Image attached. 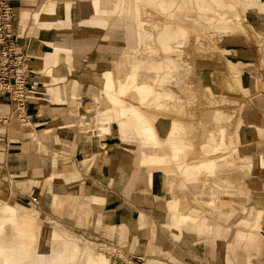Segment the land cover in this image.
Wrapping results in <instances>:
<instances>
[{"label": "crops", "instance_id": "obj_1", "mask_svg": "<svg viewBox=\"0 0 264 264\" xmlns=\"http://www.w3.org/2000/svg\"><path fill=\"white\" fill-rule=\"evenodd\" d=\"M12 1L15 7L12 40L25 55L30 78L37 84L41 94L29 100L26 105L28 119L21 122L13 112V102L0 92L1 187L14 203L31 211L43 213L47 218L46 225L52 227V236L57 233L56 212L61 211L63 216L69 218L66 220L65 217L63 221L68 222L67 226L70 228L76 227L75 231L88 235L94 242L113 245L123 251L132 262H140L149 241V236L143 235L144 229L146 228L150 235L153 232L149 226L150 219L159 221L162 215L178 212V198L167 196L168 192L164 187L161 190L157 188L160 177L155 172L148 170L146 166H137L133 147L125 144V149L119 151L116 156L112 154L107 160L100 157L99 152L92 148L87 140L91 135L80 126L83 120L80 109L83 106L79 104L81 101L94 98L104 90V96L100 101L103 110L100 111L102 116L100 125L106 122L104 124L107 125V131H111L113 121H117L121 140L131 142L135 135L142 134L148 144H154L155 130L159 134H164L168 128L164 118L174 117L175 111L179 114H184L185 111L181 98L176 96L173 87L176 85L179 89H187L185 81H175L170 86L175 97L169 93L171 88L166 81V74H177L180 65L179 58L171 49L174 52L180 51L176 46L180 47L186 38L183 25H191L189 21L183 20V16H186V11L188 16L190 9H194L198 16L207 20L205 24H216L215 31L220 36L229 35L241 25L235 17L227 15L230 9H233V2L181 0L176 5L173 3L172 8L168 9V5L172 3H167V0ZM240 2L243 8L259 10L257 11L259 16L254 24L260 37V44L251 46L250 49L236 46L234 53L229 54L231 58L227 59L226 67L221 71L226 77L222 75L219 77L222 83L228 79L234 85L236 94L230 97L241 106L231 118L237 121L239 165L248 167L250 173L248 182L235 176L236 188L233 192L238 191L240 194L248 192L245 190L247 182L249 190L259 198L256 201L253 196L250 205L255 211L253 222L250 223L253 227L247 229L252 239L238 244L233 243V249L230 240L224 237L211 242L199 241L194 236H190L189 239L181 237L176 242L162 239L163 247L157 246V249L164 251L165 256L171 255L177 261L180 260L182 264H264V0ZM209 4L219 12L214 11L212 14L206 10V7L212 8ZM218 13L220 20L217 18ZM113 14L117 15L112 19L114 25L123 21L129 34L124 52L117 38H108L107 17ZM145 15L152 16V19ZM208 17L212 19H207ZM169 29L179 33L176 34L179 35L177 40L163 41L161 31L165 33L164 30ZM203 35L213 41L217 36L214 31L207 29L196 34V40ZM209 47L210 45H207L203 51H215L213 47L208 49ZM206 55L205 57H208L209 53ZM170 57L171 61H175L173 62L176 67L173 65V70L167 73L164 65ZM123 60L126 62L125 65ZM187 66L183 69V74L193 71L192 67ZM151 69H155L163 76L161 80L147 87L152 89L151 93L155 96L153 105L148 109L138 108L141 122L133 125L134 104L140 98L133 93L134 83L138 80L135 73L149 72ZM123 71L127 74L121 79L120 73ZM193 72H196V69ZM214 72L220 71H212L210 75L212 80ZM196 74L197 84L194 88L198 93L195 99L202 95L204 85L197 72ZM205 89L211 98L208 86H205ZM140 99L137 104H144L147 100L142 97ZM128 103L131 105L128 106ZM142 110L144 112L151 110L155 116L145 117L140 113ZM146 119L156 120L157 128H150V125L143 121ZM231 126H234L233 123ZM202 127L204 132L201 137L206 138L207 133L212 130L209 124L199 122L198 128ZM197 131L195 140H198ZM168 133L165 134V139H180V136L171 137ZM228 133L227 129L220 128L218 134H213L211 139L205 140L204 144L201 143L199 152L214 155L216 141L214 138L224 140ZM190 144L195 150L193 153L184 154L180 150L183 145L171 146V154L175 160H188L190 164L197 161L194 167L180 166L185 168L180 171L188 173V170L194 168L192 174L196 176L203 169L211 173L208 168L212 166L214 158L209 161L203 160L200 157L202 155L196 152L197 145ZM155 149H145L139 164L152 166L161 162L166 151L164 148ZM151 151H155L156 154ZM178 152H182L181 156L177 154ZM170 172L173 171L165 170V175ZM170 180H172L169 182L170 190L173 191L174 176ZM219 181H223V177L215 175L213 182ZM225 182L231 184L233 181ZM185 187L180 185L178 193L186 194ZM223 192L229 193L230 190L226 187ZM77 197L85 199L83 201L85 203L79 204L80 206L64 203L66 199L72 201ZM187 201V196L181 198L183 204L186 205ZM220 203L228 204L227 198L222 199ZM9 208L13 207L7 205L4 208L5 214ZM87 211L88 217H85ZM3 223L4 221L0 222V232ZM86 223L89 225L88 230L84 227ZM21 230L18 229V232L21 233ZM210 230H213L212 227L207 231ZM135 239H143L142 251L137 248L138 242H135ZM125 245L128 248L123 249ZM130 247L132 250H129ZM73 248L76 249L71 243L61 242L52 247L48 256L49 261L44 263L38 256L34 264H65L66 257L72 253ZM1 253L4 254V250L1 249L0 242V255ZM153 254L148 253L145 257L150 262L155 261ZM104 262L102 260L100 263ZM86 263L90 262L86 260ZM0 264H9V261L0 260ZM19 264L33 263L26 261Z\"/></svg>", "mask_w": 264, "mask_h": 264}, {"label": "rangeland", "instance_id": "obj_2", "mask_svg": "<svg viewBox=\"0 0 264 264\" xmlns=\"http://www.w3.org/2000/svg\"><path fill=\"white\" fill-rule=\"evenodd\" d=\"M100 1L102 0H99V2ZM180 1L181 0H167V3H172L168 5V9L172 8L173 3L176 5V3H179ZM230 1L233 2L234 6L233 9H230L227 15L235 17L237 20H239L241 25L229 35L220 36L215 31L216 24H205L207 20L198 16L194 9H190L191 12L188 13V16L187 11L186 16H183L184 21H189V23H191V25L196 28L191 27V25H183V28L186 31V38L180 47L178 45L176 46V48H178L177 50L180 51L174 52L171 49L173 54L177 55V58H179V69L177 74H166V81L169 82L167 85L169 88H171L170 86L174 84L173 82L179 80L185 81L186 77L193 74V71L196 69L198 78L201 79L202 83L204 84L202 86V95L195 100L192 99L190 101V105H186L188 103L185 102L186 104H184V114H179L178 111H175L174 117H163L165 122H167L168 128L166 127L167 129L164 134H159V132L155 130L156 142L154 144H148L145 139L146 137H144L142 134L135 135V138L131 142L121 140L117 129L119 126L117 121H113L114 125L111 131H107V125L104 124L106 122H104L102 126L100 125L102 121L100 111H103L101 110L102 104L100 101L102 96H104V90H102L100 94L96 95L97 97L95 96L94 98L86 99L83 102L81 101L79 104L80 106H83V108L80 109L82 111L83 117V120L80 122V126L83 131L88 132V135H91V137H88L87 140L90 142L91 147L99 152L100 157H102L104 160H107V158L112 154V156H116L119 151L125 149V144L129 147H133L132 150L136 152L134 160L137 166H146L148 170L155 172L160 177L157 188L161 190L164 187L168 192L167 196L178 198V212L162 215V219H158L160 222L150 219L149 226H151L150 228L153 229V232L150 235H148L147 229H144L143 235L144 237L149 236V241L146 243V247L143 251L144 255H141L143 258L140 260V262H132L125 256L123 251L118 250L117 248L113 247V245L104 242H94L88 237V235L75 231L74 229H76V227L70 228L67 226L69 223L63 221L65 217L66 220H69V218L67 216H63L61 211L56 212L58 214V219L56 220L57 233L52 236V227H48L46 225L47 218H45L44 214L41 212H36V210L31 211L28 208L14 203L12 199L8 198L9 196L6 192H4V188L1 187V184L0 222L2 223V221H4V223L1 224L2 227L0 232V242L1 249L4 250V254L1 253L0 260H8L9 264H19L26 261H32L34 264V261H37L38 256H40L41 260H43L45 263V261H49L48 256L51 254L52 247L57 246L61 242L67 241L74 245L76 249H71L72 253L66 257L67 260L65 264H87L86 260L90 262L89 264H101L100 262L102 260L105 261L104 264H127V262H129V264H182L180 260L177 261L171 255L165 256L164 251L157 249V246L163 247L162 239H168V241L176 242L177 240L179 241L181 237H188L189 239L190 236H194V238H197L199 241L211 242L212 240H221L224 237L230 240L231 249L234 247L232 245L233 243L238 244L245 240L252 239V235L251 233L247 232V229L253 227V225H250V223L253 222V215L255 211L250 208V205L253 196H255L256 201L259 198L249 190L247 185V182L249 181L248 176L250 169H248V167L239 165V145L238 135L236 132L237 121H234L233 118H231V116L236 114L237 111L241 109V106L238 105V101L230 97V95L236 94L234 85L228 79L225 81V83H222V79L220 77L221 75L226 77V74L221 73V71L226 67L227 59L231 58L229 54L234 53L236 46H244L247 49H250L251 46H259L260 37L258 36L256 26L254 24L255 19L257 16H259V13H257L259 10L250 7L243 8L240 0ZM209 6L213 8V11L212 8L207 7L206 10L211 11L212 14H214V11H218L214 9L212 4H209ZM217 16H219L217 18L220 20L219 13ZM115 17H117L116 14L107 17L108 22L106 25V30L108 38H117L119 43L122 45L121 50L124 52L128 45L129 34H127V30L123 21L117 25H114L112 19ZM207 19L211 20L212 17H208ZM138 25L141 26L140 23H138ZM159 28H161V26ZM207 29H210V31H214L216 33L217 36L215 35V40L213 41L205 38L203 35L202 39L204 42H206V44H203L201 41H199V44L198 40L195 38V35L200 34ZM161 36L164 37L163 41L172 42L177 40L179 35H176L173 29H169L165 30V33L161 31ZM192 40L194 41V47L191 42ZM207 45L213 47L215 51H203L206 50ZM191 47L194 49L192 51L194 54L186 51L185 55L183 48ZM210 47L208 49H211ZM168 50H170V48ZM207 52L209 53V56L205 57L207 56ZM180 56H182V62H180ZM171 58L172 57L168 58L169 60L166 61V65H164L167 70H173V65L176 67V64L174 63L175 61H171ZM169 62H171L170 65ZM123 64H126L125 60H123ZM186 66L192 67L193 71L189 74H183V69L186 68ZM169 67L172 68L170 69ZM214 70H218L220 72H214L216 74V80L213 81L210 79V75ZM126 74V71L121 72V79H123ZM135 74L138 77V80L134 83V96H140V98L142 97L144 100L147 98V100L144 104H137L136 102L141 101L140 98H137L138 101L136 100L134 104V112L138 111V108L141 109V107H146L148 109L153 105L152 102L154 101L155 96H153L151 93L152 89H147V87L151 86L152 83L158 81L159 79L161 80V77L163 76L161 73L156 72L155 69H151L149 72L140 71ZM205 86H208L211 92V98H209ZM176 92H180L179 88L176 89ZM169 93H171L172 96L174 95L172 88L171 91L169 89ZM87 102L88 104L86 105ZM127 105L129 106L131 104L128 103ZM86 106L88 107L86 108ZM140 113H143L145 117L155 116V113L151 110L145 112L142 110ZM143 121L148 123L150 128H157L155 123L156 120L146 119ZM199 122L209 124V128L212 130L207 133L206 138H202L204 128H198ZM232 123L234 126H231ZM163 127L164 126L162 125V128ZM222 127L227 129L229 133L226 134L224 140L220 138H214L216 140L214 141L215 154L213 155L206 152H199L201 143L204 144L205 140L211 139L213 134H218V132H220V128ZM196 130H198V140L194 139ZM166 133H168V135L171 137L180 136V139H165ZM190 143H195L197 145L196 152L198 155H202L200 157L203 158V160L205 159L209 161L214 158L212 166L208 168L211 173L206 171L207 169H203L200 170L196 176L192 174V172L195 170L194 168H191L192 170H188V173L180 171V169H185L181 168L180 166L194 167V165L197 164V161H192V164H190V161L188 162V160H175L171 154V146L183 145L180 150H182L184 154L189 152L193 153L195 150L191 147ZM148 148L150 150H153L154 148H164L166 154L162 157V161L152 166L140 165L139 160L141 158V154L143 151H145V149ZM151 152L156 154L155 151ZM182 152H178L177 154L181 156ZM165 170H172L173 172L167 173V175H165ZM215 175L218 177L222 176L223 181L213 182ZM173 176L175 178V189L171 191L169 182H172L170 179H172ZM235 176L240 177L242 180L243 178L245 181L247 180L245 184V190L248 192L244 194H240L238 191L233 192V190L236 188L234 183ZM229 180L233 182L231 184H227L225 181ZM180 185L184 187L186 185L184 188L186 194L182 192L178 193V188ZM226 187L230 190L229 193L223 192ZM183 196L188 197L186 205L181 202V198ZM225 198H227L228 204L221 205L220 201ZM83 201H85V199L77 197L72 201L66 199L64 200V203H71L80 206L85 203ZM7 205H10L13 208H9L10 210H8L7 214H5L4 208L7 207ZM78 211H80V209ZM85 217H88V211L87 214H85ZM88 219L89 218H87V220ZM75 220L77 223V219L74 217V221ZM7 221L8 223H6ZM72 221L73 220L71 219V222ZM11 225H17V227L15 228ZM139 225L141 226L142 224ZM84 227L88 230V223H86ZM211 227L213 230L207 231ZM63 228L65 229L63 230ZM18 229H22V232H18ZM139 235L141 236L142 234L139 232ZM136 241L138 242L137 248L139 251H142L143 239H135V242ZM125 248L128 247L125 245L123 249ZM129 250H132V248L130 247ZM152 252L154 253L152 256L155 257L156 260L150 262L145 256ZM74 253H76V255H74Z\"/></svg>", "mask_w": 264, "mask_h": 264}, {"label": "built area", "instance_id": "obj_3", "mask_svg": "<svg viewBox=\"0 0 264 264\" xmlns=\"http://www.w3.org/2000/svg\"><path fill=\"white\" fill-rule=\"evenodd\" d=\"M15 7L12 0H0V92L14 104L13 112L21 122L28 119L26 105L41 93L30 78L23 52L13 43L12 21Z\"/></svg>", "mask_w": 264, "mask_h": 264}, {"label": "bare ground", "instance_id": "obj_4", "mask_svg": "<svg viewBox=\"0 0 264 264\" xmlns=\"http://www.w3.org/2000/svg\"><path fill=\"white\" fill-rule=\"evenodd\" d=\"M146 17H149V19H152V16H147V15H145ZM165 31V30H164ZM175 34H179L178 32H175ZM199 41H201L203 44L205 43L206 44V42H204L203 41V39L202 38H200L199 40H198V43H199ZM192 42V45H193V47H194V41L192 40L191 41ZM200 44V43H199ZM191 45V44H190ZM193 47H191V48H183V50H184V54L186 55V51H188L189 53L191 52V54H194L192 51L194 50L193 49ZM184 55V56H185ZM194 56V55H193ZM189 58V57H188ZM187 58V59H188ZM196 58V57H195ZM190 59V58H189ZM212 59V58H211ZM191 60V59H190ZM144 69V68H143ZM166 71H167V73L169 72V70H167L166 69ZM195 73V72H194ZM191 74V75H188L187 77H186V79H185V83H186V85L188 86V88L187 89H179L180 90V94L178 93V92H176V96H179L180 98H181V103H182V106L183 107H185L184 106V104H186L185 102H187L188 104H186V105H190L189 104V99H194L195 100V97L197 96V91H196V89L194 88L195 87V85L197 84V74L195 73V74ZM196 75V76H195ZM213 80H216V74L215 73H213ZM173 87L175 88V90L176 89H178L177 88V86L175 85H173ZM191 99V100H192ZM141 122V118L139 117V115H138V112L137 111H135L134 113H133V116H132V124L133 125H137L138 123H140Z\"/></svg>", "mask_w": 264, "mask_h": 264}]
</instances>
